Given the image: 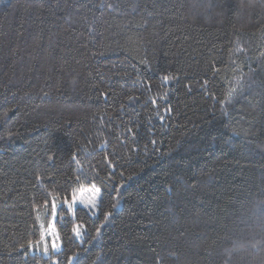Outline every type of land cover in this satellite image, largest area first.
<instances>
[{
    "label": "trees",
    "instance_id": "obj_1",
    "mask_svg": "<svg viewBox=\"0 0 264 264\" xmlns=\"http://www.w3.org/2000/svg\"><path fill=\"white\" fill-rule=\"evenodd\" d=\"M69 258L264 264V0L0 4V264Z\"/></svg>",
    "mask_w": 264,
    "mask_h": 264
},
{
    "label": "snow or ice",
    "instance_id": "obj_2",
    "mask_svg": "<svg viewBox=\"0 0 264 264\" xmlns=\"http://www.w3.org/2000/svg\"><path fill=\"white\" fill-rule=\"evenodd\" d=\"M4 3V0H0V4ZM174 77H170V76H166L163 79L165 80H169V79H173ZM237 84H240V80H237ZM236 92V88H232L229 90L228 95L226 97V99H231V97L233 96V94ZM78 180V178H77ZM79 192L81 194L80 198H79V203L83 204L84 207L86 208H90V209H95L97 207L100 206V203H102L103 200V195L101 192V188L97 187L94 183L90 185V187H83L81 186V188L79 189ZM85 192H89L91 193V197L89 199H84L83 198V193ZM77 196L74 194L73 198H72V202H68L67 200H64L63 203L66 205L67 209L71 210L74 206L75 203H77ZM115 207V205L113 206ZM56 209H57V205L55 203L52 204V215L53 217H56ZM93 215H96V213L94 212ZM110 213L108 215L105 216V220L107 221L110 217ZM73 231L76 233L77 236H79L81 233L78 229H73ZM48 234H50L51 236L55 237L57 234L55 232L54 228H51V226L49 227V229L47 230ZM100 233V229H97V235H99ZM44 239V234L41 235V240ZM31 243V242H30ZM21 247H24L23 245H21ZM51 247L53 249L59 250L60 249V245L53 242L51 244ZM43 252L45 254H48L49 252V248L48 245L45 243L44 248H43ZM78 256V254H77ZM73 259H75V264H79V260L78 258H69V264H73Z\"/></svg>",
    "mask_w": 264,
    "mask_h": 264
},
{
    "label": "rangeland",
    "instance_id": "obj_3",
    "mask_svg": "<svg viewBox=\"0 0 264 264\" xmlns=\"http://www.w3.org/2000/svg\"><path fill=\"white\" fill-rule=\"evenodd\" d=\"M87 187H90V185L85 186V188H87ZM75 195L77 196L78 200H77V203H75L74 206H73V208L71 209L72 212H73V211L75 210V208L78 207V206L84 207L83 204L79 203V198H80V196H81L80 192L78 191ZM90 197H91V193H89V192H85V193H83V198H84V199H89ZM68 202L71 203L72 200H71V201H68ZM55 219H56V217H54V218L52 219V222H51V225H50L51 228H55ZM47 235H49V236L51 237V240H52L53 242L55 241V238H53V236H51L50 234H48V232H47ZM55 250H56V249H55Z\"/></svg>",
    "mask_w": 264,
    "mask_h": 264
}]
</instances>
